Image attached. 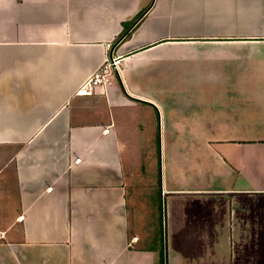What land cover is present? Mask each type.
<instances>
[{
	"label": "crops",
	"instance_id": "crops-1",
	"mask_svg": "<svg viewBox=\"0 0 264 264\" xmlns=\"http://www.w3.org/2000/svg\"><path fill=\"white\" fill-rule=\"evenodd\" d=\"M111 55L130 98L77 95ZM165 56L167 103L147 77ZM177 67L195 72L183 113ZM142 103L165 110L170 151L182 123L201 157L162 177L168 264H264V0H0V264H158L115 128Z\"/></svg>",
	"mask_w": 264,
	"mask_h": 264
},
{
	"label": "rangeland",
	"instance_id": "rangeland-1",
	"mask_svg": "<svg viewBox=\"0 0 264 264\" xmlns=\"http://www.w3.org/2000/svg\"><path fill=\"white\" fill-rule=\"evenodd\" d=\"M154 53L167 55V46L157 49ZM166 57L154 61L147 76L150 85L159 89L161 93H163L162 89L166 91L163 95L165 103L169 101ZM194 75L193 71L188 72L177 67L175 74L177 83L174 87L176 97L170 101L171 107L177 112L183 113L185 108L182 91L189 85L184 84V77ZM124 78L127 82V75L124 74ZM111 80L114 85L112 87L119 88L126 97L130 98L114 70ZM193 87L197 90L199 85H193ZM114 114L118 119L116 131L120 130L121 141L125 144L122 160L129 188L130 227L142 234L144 243L158 246V264L163 262L168 264L170 251L167 252V249L171 247L170 243H167L166 200L168 195L161 193L162 177L164 173H168L170 162L175 164L173 169L175 172L195 173L200 170L202 167L199 163L201 159L198 155L199 149L187 147L189 140L186 141L181 123L174 139L177 147L170 151L167 144L166 112L163 109L151 108L148 104L142 103L136 107L115 110ZM202 186L205 187V185ZM137 215L139 222H137Z\"/></svg>",
	"mask_w": 264,
	"mask_h": 264
},
{
	"label": "built area",
	"instance_id": "built-area-1",
	"mask_svg": "<svg viewBox=\"0 0 264 264\" xmlns=\"http://www.w3.org/2000/svg\"><path fill=\"white\" fill-rule=\"evenodd\" d=\"M113 70L117 73L120 78V67L119 60L117 57L111 55L107 57L103 65L95 71L86 81L79 87L76 92L80 96H91L98 92V89H106L109 85L112 84L111 76ZM109 132V128L105 130V133ZM79 161V159L77 160ZM51 189V188H49ZM21 219L24 218L22 215ZM133 240H138L137 237Z\"/></svg>",
	"mask_w": 264,
	"mask_h": 264
},
{
	"label": "trees",
	"instance_id": "trees-1",
	"mask_svg": "<svg viewBox=\"0 0 264 264\" xmlns=\"http://www.w3.org/2000/svg\"><path fill=\"white\" fill-rule=\"evenodd\" d=\"M161 253H162V251H161ZM163 264H164V262H163Z\"/></svg>",
	"mask_w": 264,
	"mask_h": 264
}]
</instances>
